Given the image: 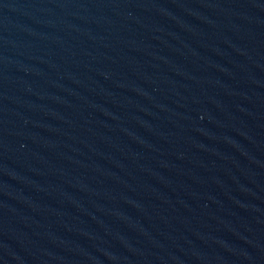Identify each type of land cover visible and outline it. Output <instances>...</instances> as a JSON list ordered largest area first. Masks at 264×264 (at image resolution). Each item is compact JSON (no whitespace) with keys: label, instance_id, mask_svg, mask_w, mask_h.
I'll return each mask as SVG.
<instances>
[{"label":"water","instance_id":"95a60500","mask_svg":"<svg viewBox=\"0 0 264 264\" xmlns=\"http://www.w3.org/2000/svg\"><path fill=\"white\" fill-rule=\"evenodd\" d=\"M0 264H264V0H0Z\"/></svg>","mask_w":264,"mask_h":264}]
</instances>
